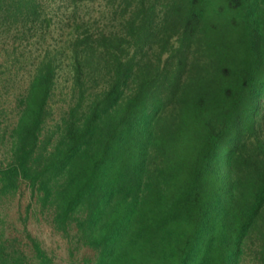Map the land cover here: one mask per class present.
I'll return each mask as SVG.
<instances>
[{
	"label": "trees",
	"instance_id": "16d2710c",
	"mask_svg": "<svg viewBox=\"0 0 264 264\" xmlns=\"http://www.w3.org/2000/svg\"><path fill=\"white\" fill-rule=\"evenodd\" d=\"M0 264H264V0H0Z\"/></svg>",
	"mask_w": 264,
	"mask_h": 264
},
{
	"label": "rangeland",
	"instance_id": "374dc122",
	"mask_svg": "<svg viewBox=\"0 0 264 264\" xmlns=\"http://www.w3.org/2000/svg\"><path fill=\"white\" fill-rule=\"evenodd\" d=\"M29 195L27 194L22 199V204L20 205L19 200L17 199L14 204H12V214L18 218L19 210L26 213V206L28 204ZM29 226L34 236H36L46 247L50 254L55 258L57 262L65 263L66 260H69L70 250L69 243L64 238V236L57 232L50 223L44 218H37L36 216L31 215L29 220Z\"/></svg>",
	"mask_w": 264,
	"mask_h": 264
}]
</instances>
